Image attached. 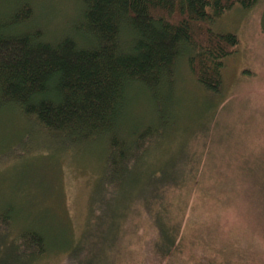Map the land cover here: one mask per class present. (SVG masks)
<instances>
[{
	"label": "trees",
	"instance_id": "1",
	"mask_svg": "<svg viewBox=\"0 0 264 264\" xmlns=\"http://www.w3.org/2000/svg\"><path fill=\"white\" fill-rule=\"evenodd\" d=\"M80 1L78 19L66 24L71 31L55 40L46 39L43 28L27 27L34 11L26 1L0 15V112L14 107V115L24 119L18 127L21 136L5 142L0 157L22 153L18 151L29 137L83 152L94 145L102 148H98L104 161L101 192L90 202L81 238L73 242L66 237L61 250L65 263L84 264L76 262L83 256L86 264H251L253 248L264 253V180L248 190L260 208L256 228L262 242L252 234L244 236L245 231H232V240H217L208 253L211 241L203 238L201 243L204 222L194 214L205 200L188 209L186 201L183 204L190 181L203 168L195 163L191 167L177 162L171 168L161 164L168 158L161 159L166 149L160 146L166 124L130 127L128 92L139 88L162 97L172 89L178 62L187 58L197 81L219 94L224 60L238 44V36L217 32L211 24L225 11L236 6L248 9L258 0ZM154 151L158 158L152 164ZM224 185L217 180L205 187L218 197ZM174 191L172 208L169 194ZM10 210L0 211V264H47L55 241H48L36 223L11 230L15 215ZM185 218L195 225L196 234L186 233ZM101 221L110 228L99 235ZM141 226L149 237L139 248L138 241L123 245ZM255 256L260 255L254 254L258 263Z\"/></svg>",
	"mask_w": 264,
	"mask_h": 264
},
{
	"label": "rangeland",
	"instance_id": "2",
	"mask_svg": "<svg viewBox=\"0 0 264 264\" xmlns=\"http://www.w3.org/2000/svg\"><path fill=\"white\" fill-rule=\"evenodd\" d=\"M21 1L30 3L34 11L27 27L43 28L48 40L59 39L71 31L66 24L78 19L81 5L80 0ZM18 2L20 0H0V10H3L0 15L12 12V6ZM211 25L217 32L238 36V44L224 60L221 92L212 93L199 83L185 58L177 64L172 89L161 93L162 97L139 88L128 92L129 120L127 117L130 127L147 124L162 127L160 124H166L164 142L160 146L166 149L161 159L168 158L161 164L171 168L177 162H180L179 166L195 163L203 168L197 173V179L190 181L183 204L186 201L188 209L195 201L205 200V205L197 206L194 214L199 213L201 216L197 218L204 222L200 230H203L201 243L203 238L204 242L211 241L207 245L208 253H212L217 240H232V231L237 234L245 231L244 236L252 234L262 242L256 228L260 208L248 190L258 183L257 180H264V0H258L248 9L236 6L227 10ZM13 111L17 109L7 108V113L4 111L7 115L0 112V150L5 142L13 143L21 136L18 127L24 125V119L14 115ZM26 142L23 150L18 151L22 153L0 157V211L11 209L15 217L10 227L16 232L27 223H36L48 241L56 242L55 250L53 247L49 252L53 254L47 258V264H66L67 259L61 251L66 237L73 242L81 238L90 218V202L101 192L99 181L104 162L99 156L98 148L101 147L94 145L83 152L76 146L74 150L57 147L42 137L34 142L29 137ZM175 148L182 152H175ZM152 154L149 161L154 164L157 152ZM231 179L233 185H228ZM217 180L225 185L220 188V196L213 197L207 188ZM191 184L197 189L194 190ZM228 187L234 191L228 192ZM169 195L174 208L177 193L174 191ZM168 205L170 207L169 201ZM261 211L264 213V204ZM185 224L186 233H197L195 225L186 218ZM107 228L109 230L110 225L101 221L97 233L101 235ZM92 229L94 232L95 227ZM137 229L138 234L131 232L123 245L138 241L137 249L144 238L149 237L143 226ZM200 237L195 239L199 242ZM89 241H93V237H89ZM227 249L232 251L231 246ZM3 251L1 248V253ZM255 253L260 255L259 258L255 256L258 263L254 261ZM250 254L251 264H264L262 251L253 248ZM83 255L86 256L87 251ZM85 259L80 256L76 262L86 264Z\"/></svg>",
	"mask_w": 264,
	"mask_h": 264
}]
</instances>
